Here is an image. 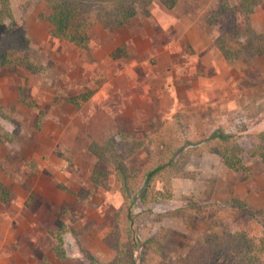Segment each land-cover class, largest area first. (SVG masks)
I'll return each mask as SVG.
<instances>
[{
    "label": "rangeland",
    "instance_id": "1",
    "mask_svg": "<svg viewBox=\"0 0 264 264\" xmlns=\"http://www.w3.org/2000/svg\"><path fill=\"white\" fill-rule=\"evenodd\" d=\"M235 5L179 0L168 9L156 1L149 15L127 25L91 24L88 42L78 45L51 35L40 18L46 0H11L14 18L2 20L0 34L23 33L27 48L18 55L42 70L0 65V183L9 191L0 199V264H89L88 253L115 259L107 239L123 224L125 212H117L127 199L113 170L89 150L109 139L123 150L134 147L126 164L141 172L188 140L233 134L248 170H232L212 153L194 157L183 167L193 178L175 173L152 184L171 197L134 221V236L162 233L166 260L226 229L262 239L264 223L232 203L264 211V163L247 153L264 129V52L230 63L215 43ZM249 17L264 33V0ZM170 47L174 54L160 52ZM156 79L159 87L141 85ZM167 81L178 98L169 120L150 101ZM87 93L79 106L73 102ZM96 170L105 172L103 184L94 181ZM59 231L69 252L63 260L54 252Z\"/></svg>",
    "mask_w": 264,
    "mask_h": 264
},
{
    "label": "trees",
    "instance_id": "2",
    "mask_svg": "<svg viewBox=\"0 0 264 264\" xmlns=\"http://www.w3.org/2000/svg\"><path fill=\"white\" fill-rule=\"evenodd\" d=\"M156 1L172 9L179 0H46L47 7L40 13V18L49 23L51 35L54 37L78 45H86L89 40L87 29L91 24L100 23L105 27L127 25L139 20L143 14L149 15L150 6ZM260 1L236 0V7L230 9L232 10L230 19L215 40L228 62L232 63L242 55L250 56L264 52V33L254 30L249 17ZM5 17L12 20L14 18L11 0H0L1 24ZM24 39L25 35L16 31L6 35L0 34V65L10 68L20 65L31 68L34 72H40L41 65L17 53L27 48V45H24ZM88 98L89 93L76 97L73 102L79 106ZM89 150L99 162L113 170L117 179L121 181V191L127 199L123 208L117 212L118 215L125 212L123 224H117L107 239V243L117 249L115 259L106 263L87 252L89 264H264V234L259 241L244 230L226 229L196 241L186 255L167 260L161 256L162 233L156 231L152 236L141 238V241L134 236V221L145 213L154 212L153 204L160 199L171 197L170 193L164 194L158 189L153 191L152 184L157 179L170 180L175 173H177L176 176L193 178L194 173L184 170L183 167L194 157L200 158L205 153H212L218 155L232 170L244 172L248 170L242 159L244 149L233 134L226 132L203 134L195 141L188 140L182 148L172 150L169 157L153 162L150 167L141 171L142 173L131 170L126 164V159L132 155L134 147H131L130 151L123 150L117 147L113 139H109L104 143L92 142ZM247 153L250 156L260 157L264 163V129L259 133V141L248 149ZM176 157L177 160H175ZM100 170H96L93 178L96 183L103 184L106 174ZM133 193L135 195L130 198ZM8 195V189L0 183V199L7 201ZM232 203L264 223V211L253 210L241 200H234ZM134 205L140 208L136 209ZM56 236L58 241L54 252L59 259L63 260L69 252L65 246L62 231L57 232ZM117 237L118 241H116ZM128 238H131V241H123Z\"/></svg>",
    "mask_w": 264,
    "mask_h": 264
},
{
    "label": "crops",
    "instance_id": "3",
    "mask_svg": "<svg viewBox=\"0 0 264 264\" xmlns=\"http://www.w3.org/2000/svg\"><path fill=\"white\" fill-rule=\"evenodd\" d=\"M171 48H172V47H170L169 50H168V49H164V48H162V49L160 50V52H164L165 50H167V51H169L171 54H174V53H173L174 51H172ZM162 61H163V60H162ZM156 80H157V81L154 82V83H147V82H146V83H143V84H141V85H144V86H145L144 88L147 87V89H148V86H151V85H155V86H158V87H159V85H162V80H161V79H156ZM138 82H139V79H138ZM169 82H171V81H167L166 83H164V85H165L166 87H165V88L162 87L161 90H157V88H156L157 98H156V100H155V99L150 100V101L156 103V106H157L156 108L164 109V110H162V111H160V112L158 113V117H160L161 119L164 118V117H166L167 120H169V118L171 117L172 113L175 112V111H174V110H175V104H174V101H175V99L178 100V98L175 97V95H174V93H173V90H172L171 87H170ZM169 87H170V88H169ZM146 100H147V99H146ZM146 100H145V101H146ZM145 101H144V102H145ZM170 101H172L171 104H170ZM144 102H143V105H146ZM159 103H160L161 105H162V103H164L163 107H160V106H159ZM172 105H173V106H172ZM180 108H181V107H180ZM164 111H165V115H166V116L162 115V113H164ZM159 123H161V124L163 125L162 120H160ZM166 125H168V123H167Z\"/></svg>",
    "mask_w": 264,
    "mask_h": 264
}]
</instances>
